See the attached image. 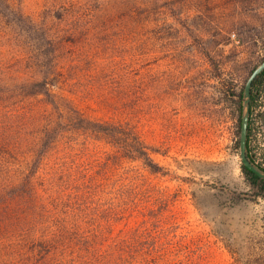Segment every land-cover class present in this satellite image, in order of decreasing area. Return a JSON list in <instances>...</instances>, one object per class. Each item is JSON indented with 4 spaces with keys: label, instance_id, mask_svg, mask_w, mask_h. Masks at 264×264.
I'll use <instances>...</instances> for the list:
<instances>
[{
    "label": "rangeland",
    "instance_id": "obj_1",
    "mask_svg": "<svg viewBox=\"0 0 264 264\" xmlns=\"http://www.w3.org/2000/svg\"><path fill=\"white\" fill-rule=\"evenodd\" d=\"M263 60L264 0H0V264H50L54 219L112 218L122 183L128 228L158 226L193 264H264V198L242 172L238 121ZM72 109L123 124L129 151ZM252 112L264 166V90ZM37 169L58 211L30 196ZM86 190L102 197L84 211Z\"/></svg>",
    "mask_w": 264,
    "mask_h": 264
},
{
    "label": "trees",
    "instance_id": "obj_2",
    "mask_svg": "<svg viewBox=\"0 0 264 264\" xmlns=\"http://www.w3.org/2000/svg\"><path fill=\"white\" fill-rule=\"evenodd\" d=\"M50 82H45V92L48 97L59 98L51 88ZM244 90V89H243ZM243 90L242 94L243 95ZM264 90V71L260 73L254 80L251 90L250 103V120L247 133V156L257 167L264 172V166L258 164L252 154H250L249 142L252 132V109ZM55 104L58 102H55ZM60 107V105H57ZM67 107V106H66ZM242 106L240 105V112ZM61 109V108H59ZM78 119L76 125L90 131H95L102 134L106 139L113 144L114 140H118L115 145L121 153H127L129 148L126 143L128 130L123 124L110 121H93L84 116L77 109H72ZM241 121V119H240ZM81 123V124H80ZM90 125L89 127L84 124ZM113 139V140H112ZM138 144H143L140 137L137 138ZM143 146V145H142ZM136 151H143L141 147H136ZM138 157V156H136ZM242 172L249 184L259 189L260 195L264 198V179H260L256 174L241 165ZM41 168L40 166L37 167ZM29 175L26 173V186L29 188L30 196L42 201L49 210H57L63 199L62 193L58 188L51 186L45 189L44 186L38 188L39 182H44V178L40 170ZM152 172H156V168H150ZM125 188V184L114 186L111 188L112 200L111 205L112 218L104 219L100 216L102 210L97 213L95 223L90 221L87 213L80 216H69V210L66 215L57 217L50 225V230H47L43 235V243L49 248V263L66 264L70 260L72 264H193V258L189 250H178L175 248L174 236L165 237L158 226L153 230L147 231L144 223L147 226L148 221H138V226L135 229L128 228V220H123V214L128 211V206L124 205L126 200L125 192L121 189ZM121 191V193H120ZM64 195V194H63ZM99 191L91 192L86 190L85 201L80 202L87 211V206L96 205L101 198ZM58 202V203H56ZM121 203V204H120ZM119 204V207H118ZM122 217V218H121ZM158 221V220H157ZM156 220L153 223H158ZM122 225V227H121ZM110 228V233L104 231ZM61 254V256L57 255ZM58 257L59 259H54Z\"/></svg>",
    "mask_w": 264,
    "mask_h": 264
},
{
    "label": "water",
    "instance_id": "obj_3",
    "mask_svg": "<svg viewBox=\"0 0 264 264\" xmlns=\"http://www.w3.org/2000/svg\"><path fill=\"white\" fill-rule=\"evenodd\" d=\"M264 71V60L258 64L249 75L243 90V106L242 117L239 137V156L241 163L247 169L256 174L260 179H264V172L257 167L247 156V133L250 120V102H251V90L255 78Z\"/></svg>",
    "mask_w": 264,
    "mask_h": 264
},
{
    "label": "flooded vegetation",
    "instance_id": "obj_4",
    "mask_svg": "<svg viewBox=\"0 0 264 264\" xmlns=\"http://www.w3.org/2000/svg\"><path fill=\"white\" fill-rule=\"evenodd\" d=\"M238 104H239V106L240 105L243 106V95H240V98H238ZM241 117H242V108H241V113H240V116L238 118V121H240ZM240 127H241V121H240Z\"/></svg>",
    "mask_w": 264,
    "mask_h": 264
}]
</instances>
